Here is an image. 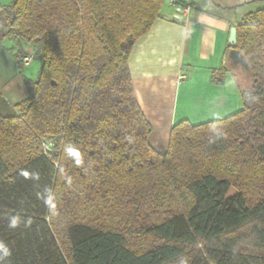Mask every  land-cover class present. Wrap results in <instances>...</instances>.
Returning <instances> with one entry per match:
<instances>
[{
    "label": "trees",
    "instance_id": "16d2710c",
    "mask_svg": "<svg viewBox=\"0 0 264 264\" xmlns=\"http://www.w3.org/2000/svg\"><path fill=\"white\" fill-rule=\"evenodd\" d=\"M163 2L0 4V43L40 59L27 79L16 49L27 97L0 94L2 264H264V7L230 46L248 63L242 108L177 121L159 153L127 61Z\"/></svg>",
    "mask_w": 264,
    "mask_h": 264
},
{
    "label": "crops",
    "instance_id": "0c3cea01",
    "mask_svg": "<svg viewBox=\"0 0 264 264\" xmlns=\"http://www.w3.org/2000/svg\"><path fill=\"white\" fill-rule=\"evenodd\" d=\"M183 1L190 4L187 11L168 2L170 7L160 11L149 31L135 41L127 61L136 100L151 125L149 143L159 153L167 151L177 121L217 119L243 105L234 71L240 64L224 58L231 49L230 29L252 10L247 3L256 0ZM5 40L0 43V88L14 105L27 97V91L13 57L16 49L9 38Z\"/></svg>",
    "mask_w": 264,
    "mask_h": 264
},
{
    "label": "rangeland",
    "instance_id": "374dc122",
    "mask_svg": "<svg viewBox=\"0 0 264 264\" xmlns=\"http://www.w3.org/2000/svg\"><path fill=\"white\" fill-rule=\"evenodd\" d=\"M2 3H4V4H8V3H10L12 0H0ZM192 1H194V0H192ZM242 1H245V0H228V1H226V2H228V3H230V4H237V3H240V2H242ZM251 3H249L250 4V8L251 9H256V8H262V7H264V3L263 2H261V0H256V1H250ZM170 7V5L168 4V0H164V2H163V5H162V9H161V11L162 12H164V9L166 8V7ZM9 38V37H8ZM8 38H6V40L5 41H7V39ZM9 40H10V42L13 44V47L15 48V49H18V48H20V47H22V48H25L26 47V50L27 51H29V52H27L28 54H31L32 55V50L34 51V49H36V47H37V45H34L33 44V46H26L27 44H25L23 41H21V40H19L18 38L17 39H15V38H13V37H10L9 38ZM33 57V56H32ZM33 59H34V57H33ZM32 59V60H33ZM39 65H40V59H38V58H35L31 63H30V65H28V66H26L24 69H23V71H22V74H23V76L24 77H26L27 79H35L36 78V75H37V73H38V69H39ZM227 66L229 67H232V65H229V63L227 62ZM234 69V68H233ZM234 70H236V72H237V75H238V78H239V82L241 83V84H244L245 83V81L242 79V77H241V74H240V72H243V74L245 75V73H247V69L245 68H243V67H241V66H238V67H236ZM246 76V75H245ZM246 84V83H245ZM0 94H2V90H1V88H0ZM222 118V117H221ZM217 119H219V118H217ZM209 120H214V118H208V119H204V120H200V121H198V122H191V123H193V124H197V123H202V122H205V121H209ZM235 193V191L234 190H231V194H234Z\"/></svg>",
    "mask_w": 264,
    "mask_h": 264
},
{
    "label": "water",
    "instance_id": "95a60500",
    "mask_svg": "<svg viewBox=\"0 0 264 264\" xmlns=\"http://www.w3.org/2000/svg\"><path fill=\"white\" fill-rule=\"evenodd\" d=\"M228 43L230 46H234L236 44V27L233 26L230 29ZM231 59L236 60L241 67L248 70V63L246 59L242 56L240 51L236 48H231L228 54L225 56L224 61H231Z\"/></svg>",
    "mask_w": 264,
    "mask_h": 264
},
{
    "label": "built area",
    "instance_id": "2783aa9c",
    "mask_svg": "<svg viewBox=\"0 0 264 264\" xmlns=\"http://www.w3.org/2000/svg\"><path fill=\"white\" fill-rule=\"evenodd\" d=\"M169 4L173 7H176L177 9L187 11L189 8L187 6H183L180 4H177L174 0H168ZM32 55L31 54H26L22 57V62L24 66H28L32 62ZM180 78H185V76H181ZM45 147L49 149L46 145Z\"/></svg>",
    "mask_w": 264,
    "mask_h": 264
},
{
    "label": "clouds",
    "instance_id": "9594fccd",
    "mask_svg": "<svg viewBox=\"0 0 264 264\" xmlns=\"http://www.w3.org/2000/svg\"><path fill=\"white\" fill-rule=\"evenodd\" d=\"M9 251L7 248H3L2 249V255H0V264H2V261L5 257H7L9 255Z\"/></svg>",
    "mask_w": 264,
    "mask_h": 264
}]
</instances>
